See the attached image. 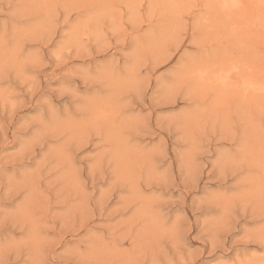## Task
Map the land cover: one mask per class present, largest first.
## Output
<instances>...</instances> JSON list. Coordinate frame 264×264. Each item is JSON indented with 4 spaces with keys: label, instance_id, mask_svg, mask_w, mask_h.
Returning a JSON list of instances; mask_svg holds the SVG:
<instances>
[{
    "label": "clouds",
    "instance_id": "obj_1",
    "mask_svg": "<svg viewBox=\"0 0 264 264\" xmlns=\"http://www.w3.org/2000/svg\"><path fill=\"white\" fill-rule=\"evenodd\" d=\"M0 264H264V0H0Z\"/></svg>",
    "mask_w": 264,
    "mask_h": 264
}]
</instances>
